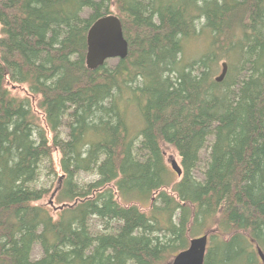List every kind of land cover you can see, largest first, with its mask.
<instances>
[{
	"label": "trees",
	"instance_id": "trees-1",
	"mask_svg": "<svg viewBox=\"0 0 264 264\" xmlns=\"http://www.w3.org/2000/svg\"><path fill=\"white\" fill-rule=\"evenodd\" d=\"M107 14L128 55L89 69ZM204 234V264H261L264 0H0V264H172Z\"/></svg>",
	"mask_w": 264,
	"mask_h": 264
},
{
	"label": "water",
	"instance_id": "water-1",
	"mask_svg": "<svg viewBox=\"0 0 264 264\" xmlns=\"http://www.w3.org/2000/svg\"><path fill=\"white\" fill-rule=\"evenodd\" d=\"M88 51L86 64L90 69H97L111 59H123L128 55V41L125 38L121 19L114 14H107L95 21L87 34ZM228 71L226 62L222 72L216 78L221 82ZM173 170L180 176L182 168L177 160H172ZM209 235L191 238L188 248L174 256L172 264H204L207 254ZM258 254L264 264V252L258 248Z\"/></svg>",
	"mask_w": 264,
	"mask_h": 264
},
{
	"label": "rangeland",
	"instance_id": "rangeland-1",
	"mask_svg": "<svg viewBox=\"0 0 264 264\" xmlns=\"http://www.w3.org/2000/svg\"><path fill=\"white\" fill-rule=\"evenodd\" d=\"M88 14H89V10H86L84 13V16H87ZM208 41H209L208 33H203V34L198 35L196 37L188 38L185 41V53H184L185 60L190 61V60H193V59L199 57V55H201L202 51H205L207 44H208ZM108 62L111 65H113L117 62V60L111 59ZM220 72H221V69L219 70V73ZM12 90L15 93H19L21 95L30 96L28 91H26V89L22 86L17 85L15 87H13ZM31 98H32L33 103L35 104L37 99H35L34 97H31ZM129 125H130V128L132 131L139 129L138 127L142 125L140 118L135 114L132 115V112H131V115L129 116ZM64 136H66V134H64ZM211 142H212V137L209 138L208 145H210ZM209 152H210V148L208 146L204 150L201 151V154H200L201 168L199 170H197L195 173L199 179L203 178V171L202 170H203V167L205 166V164L208 160ZM174 159L180 163V156H179L178 152L174 148H169L166 152V160H167L168 165L171 168H172L171 162ZM55 160L57 162V165H59V153L58 152H55ZM54 178H55L54 175L47 176L46 174H42V178L37 183V185H45V186L50 187L54 181ZM95 178H96V176L94 174L81 172L80 175L78 176V181L82 184H85L87 182L94 180ZM57 206H58V204H57ZM94 223H95L94 224L95 230L102 228L99 225L100 222H97L95 220ZM209 245H210V243H209ZM41 254H42L41 247L39 245H35V247L33 249V257L38 258L41 256Z\"/></svg>",
	"mask_w": 264,
	"mask_h": 264
},
{
	"label": "flooded vegetation",
	"instance_id": "flooded-vegetation-1",
	"mask_svg": "<svg viewBox=\"0 0 264 264\" xmlns=\"http://www.w3.org/2000/svg\"><path fill=\"white\" fill-rule=\"evenodd\" d=\"M261 263H262V260H261ZM263 264V263H262Z\"/></svg>",
	"mask_w": 264,
	"mask_h": 264
},
{
	"label": "bare ground",
	"instance_id": "bare-ground-1",
	"mask_svg": "<svg viewBox=\"0 0 264 264\" xmlns=\"http://www.w3.org/2000/svg\"><path fill=\"white\" fill-rule=\"evenodd\" d=\"M89 68V67H88ZM90 69V68H89ZM181 176V175H180Z\"/></svg>",
	"mask_w": 264,
	"mask_h": 264
}]
</instances>
